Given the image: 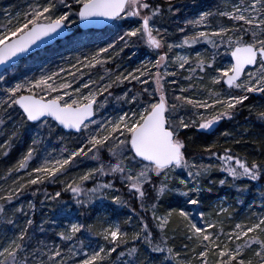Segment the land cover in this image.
<instances>
[{
  "label": "snow or ice",
  "instance_id": "snow-or-ice-1",
  "mask_svg": "<svg viewBox=\"0 0 264 264\" xmlns=\"http://www.w3.org/2000/svg\"><path fill=\"white\" fill-rule=\"evenodd\" d=\"M0 165V264H264V0L0 8Z\"/></svg>",
  "mask_w": 264,
  "mask_h": 264
},
{
  "label": "trees",
  "instance_id": "trees-1",
  "mask_svg": "<svg viewBox=\"0 0 264 264\" xmlns=\"http://www.w3.org/2000/svg\"><path fill=\"white\" fill-rule=\"evenodd\" d=\"M18 0H0V8H3L7 5V7L11 4H15L17 3ZM108 28V27H107ZM105 31L102 30L100 32H97V31H87V32H80L81 35L85 36L86 37V40H94L96 41V43H86L85 45V48L84 49H78V48H73L71 50H65L64 49V46L62 45H57L56 48H55V51L59 52L60 55H51L52 56V61L54 63H60V57L61 56H74L78 51H81V50H87V48H93V47H96V46H102V45H99V40L101 38H105L107 39V37H101V33H103ZM115 36H116V33L115 32H112L111 33V39H115ZM199 47V46H197ZM135 51H138L139 54H137V56H133V53ZM145 48L142 46V45H137V46H134V47H131V48H125L124 52L121 53V55L125 58V61H126V66L129 67V68H132L134 64H138V61L139 59H141L144 55H145ZM137 53V52H135ZM128 57H131V61L130 62H127V58ZM45 60L46 57L44 58ZM43 65L41 64L40 67H42ZM247 114V113H245ZM232 125L231 124H226L225 122H221V127L218 129V132L219 131H223L225 128H231ZM260 126L259 125H256L254 126L253 128V131L256 132V133H259L260 132ZM217 132V134H218ZM215 139L214 136H210L208 137V140L211 141ZM246 150H249L250 151V148L248 149H245V148H240L239 151H241V153L243 154L244 151ZM14 159V157H13ZM0 167H3V165H0ZM214 176H219L220 174L219 173H214L213 174ZM56 190H58V186L57 185H47V191L50 192V193H54ZM69 197H70V194H66L63 199L65 201H68L69 200ZM27 198H30V197H26L25 199ZM40 199H43V196L41 195L40 196ZM37 205V211H36V216H35V219L39 222L42 215L44 213H48L49 216H52V213L49 211V208L47 206L45 207H41L40 204H39V200H36L34 201ZM167 203L169 204H172L173 206L174 205V202L173 201H168ZM123 216V213H121V216L120 217H116L115 219H120L122 218ZM52 218H55L54 216H52ZM91 222V221H89Z\"/></svg>",
  "mask_w": 264,
  "mask_h": 264
},
{
  "label": "rangeland",
  "instance_id": "rangeland-1",
  "mask_svg": "<svg viewBox=\"0 0 264 264\" xmlns=\"http://www.w3.org/2000/svg\"><path fill=\"white\" fill-rule=\"evenodd\" d=\"M5 7H7V5H6ZM60 45L63 46V44H60ZM197 48H199V47H197ZM145 50H146L145 55H144L141 59H139L138 64H139L141 61L146 60V59L149 58L148 51H147V49H145ZM133 52H134V51H133ZM135 52H137V53H135ZM135 52H134L135 55H133V56H137V54H139L138 51H135ZM45 57H46V59L48 58V59L53 60L51 55H45L44 58H45ZM229 61H230V60H229V57H228V56H225L220 62H221V64H227ZM29 63H31V61H29ZM138 64H134L133 67L137 66ZM23 67H24V66L21 65V68H22V69H23ZM113 67H114V65H113ZM31 72H36V73H38V72H39V67L33 66V67L31 68ZM29 74H30V73H29Z\"/></svg>",
  "mask_w": 264,
  "mask_h": 264
},
{
  "label": "water",
  "instance_id": "water-1",
  "mask_svg": "<svg viewBox=\"0 0 264 264\" xmlns=\"http://www.w3.org/2000/svg\"><path fill=\"white\" fill-rule=\"evenodd\" d=\"M106 27H108L107 24H98V25H90L88 28H84L83 26H80L79 30L80 31H102Z\"/></svg>",
  "mask_w": 264,
  "mask_h": 264
}]
</instances>
